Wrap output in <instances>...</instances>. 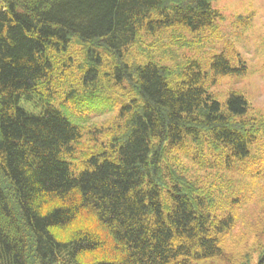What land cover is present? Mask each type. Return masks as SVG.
Instances as JSON below:
<instances>
[{
  "label": "trees",
  "instance_id": "16d2710c",
  "mask_svg": "<svg viewBox=\"0 0 264 264\" xmlns=\"http://www.w3.org/2000/svg\"><path fill=\"white\" fill-rule=\"evenodd\" d=\"M220 16L212 0H0V264H234L239 195L171 153L264 174L248 164L264 120L240 93L220 103L196 59L174 77L126 56L143 32ZM209 68L211 81L246 71L223 53ZM112 108L119 123L79 159L90 114ZM260 239L240 264H264Z\"/></svg>",
  "mask_w": 264,
  "mask_h": 264
},
{
  "label": "rangeland",
  "instance_id": "374dc122",
  "mask_svg": "<svg viewBox=\"0 0 264 264\" xmlns=\"http://www.w3.org/2000/svg\"><path fill=\"white\" fill-rule=\"evenodd\" d=\"M212 6L221 16L215 19L211 26L195 32L182 27L155 34L143 32L128 49L127 59L137 62L153 59L170 67L174 77L178 75L176 69L182 67L189 59H196L201 69L208 72V91L220 103L224 105L231 92L240 93L248 102V115L264 120V0H212ZM74 49L75 53H79L78 47L75 46ZM220 53L227 56L236 67H239V62L242 61L245 64V73L222 75L211 81L210 61L214 55ZM104 59V62L109 61ZM78 74L77 71L73 73ZM114 91L119 92L118 89ZM57 100L55 99V103ZM116 112L117 109L112 108L103 115L90 114L88 125L94 128L89 133L84 132L82 145L80 142L76 151L79 159L83 152H86L81 150H88L93 141H107L111 133L108 127L114 129L119 123ZM97 127L104 128L105 133L96 132ZM177 152L173 155L171 153V157L172 163L178 168L188 171L187 173L193 172L197 175V180L205 184L214 183L225 198L239 195L240 203L234 209L237 219L226 240L232 250V253L227 251V254L231 255L229 258H234V264H240L244 247H252L251 242L254 239L261 238L264 243V174H246L240 170L241 165L234 166L231 171L219 164H194L189 161L185 152ZM251 152L248 164L256 171L264 165V127L261 129V136L252 145ZM58 234L60 237L63 235L59 232ZM237 239L241 241L240 250L239 245L235 243Z\"/></svg>",
  "mask_w": 264,
  "mask_h": 264
}]
</instances>
